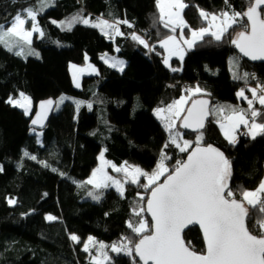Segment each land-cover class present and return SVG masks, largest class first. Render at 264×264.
<instances>
[{
  "label": "trees",
  "instance_id": "1",
  "mask_svg": "<svg viewBox=\"0 0 264 264\" xmlns=\"http://www.w3.org/2000/svg\"><path fill=\"white\" fill-rule=\"evenodd\" d=\"M42 2L0 0V24L9 23L17 13L32 8L38 11V24L44 33L42 37L34 34L31 45L24 46V49H36L38 56H17L14 53L18 48L10 52L0 45V166L3 167L0 172V264H91L96 251L93 246L89 252L83 250L87 237L92 236L105 245L122 237L138 239L127 222L138 219L132 209L145 204L149 193L139 185L127 183L123 196L108 187L100 189L99 201L89 198L93 186L80 185L95 166L99 150L106 149L105 157L114 163L127 161L152 171L163 149L170 157L165 164L171 169L187 153H180L175 146L164 149L167 132L152 110L172 104L188 94L186 89L197 85L203 94L192 99L204 97L210 106L214 103L233 106L239 103L237 90L244 89L246 96H251L248 89L254 83L252 74L264 82V63L248 60L235 50L230 40L240 30L236 27L221 41L205 35L203 40L186 49L182 61L171 57L166 66L159 41L178 35L180 29L172 33L163 27L158 20L156 0H50L52 6L39 11ZM184 3L188 7L183 9V16L190 29L207 25L199 15L201 9L210 14L229 10L224 0H184ZM229 3L234 10L243 11L248 0H229ZM77 14L110 22L126 20L132 27L121 24L124 35L110 37L99 28L82 23L74 24L71 30L52 23ZM190 29L185 28L184 34ZM132 33L155 45V51L133 41ZM103 52L123 57L124 71L105 64L100 59ZM85 55L98 73L82 76L81 86L76 88L68 65L83 63ZM231 59L238 63L236 73L249 74L247 82L233 78ZM172 68L180 71L173 72ZM18 92L31 98L29 115L6 103L9 96ZM62 94L71 98L58 109L54 107L46 127L38 130L41 131L38 142L28 124L35 104L49 97L57 100ZM73 101L85 103L77 109ZM254 106L264 111L258 103L254 102ZM201 131L203 143L218 147L231 161L229 183L237 198L242 190H251L260 183L264 174V135L252 139L239 134L237 143L229 144L215 116L208 117ZM195 133L183 131L190 139ZM24 151L36 156V160L25 157ZM140 180L144 184V178ZM138 193L144 195L145 201H140ZM9 198H14L16 203L10 205ZM46 214L57 219L49 221ZM142 215L149 220L145 213ZM257 215L254 214L250 223H254ZM72 234L80 238L79 243L70 239ZM183 237L196 251H204L197 227L188 228ZM105 250L110 257L105 264H132V257L113 253L110 247Z\"/></svg>",
  "mask_w": 264,
  "mask_h": 264
},
{
  "label": "snow or ice",
  "instance_id": "2",
  "mask_svg": "<svg viewBox=\"0 0 264 264\" xmlns=\"http://www.w3.org/2000/svg\"><path fill=\"white\" fill-rule=\"evenodd\" d=\"M229 10L217 14H210L204 10L199 11V15L209 21L207 27L190 29L184 21L182 12L188 5L184 0H156L158 9V20L164 28L175 33L180 29V38L169 35L159 41V46L168 55L164 58V64L169 65L172 56H177L183 60V44L192 47L197 41L203 40L205 35H211L216 41L223 40L226 35H230L229 30H240L235 33L230 42L240 53L252 60H264V0H248L245 10L237 11L232 8L229 0H224ZM45 6H51L50 0H43L39 11H43ZM38 11L32 8L24 10V14L17 13L11 23L5 27L0 24V45L8 51H15L17 56L39 55L29 48L27 54L24 51L25 45H31L32 36L38 33L44 35L37 20ZM30 23V27H26ZM60 27L71 30L76 23L99 28L105 35H124L119 29L120 24H127L128 21L117 20L109 22L103 18L91 20L82 14H77L68 20L52 21ZM190 29V39L184 36V29ZM215 30H212V29ZM110 30V31H109ZM149 51H155V45H150L141 35L132 33L130 37ZM119 51V48L116 49ZM87 60V57H85ZM110 67L124 71L125 61L111 58L105 55L102 57ZM233 68H238V63L232 61ZM73 79L76 87H80L77 73H83L85 68L71 66ZM95 72V68L88 65ZM173 72L180 71L172 68ZM248 73L240 76L234 71V79H244L247 82ZM253 78L254 74H253ZM188 94L182 95L178 100L165 108L154 109V114L163 123L165 131L168 133V142L164 149L175 146L180 153H187L186 159L177 160L176 164L169 169L165 161L170 157L161 150V158L156 168L147 172L138 166H132L125 161L120 166L108 161L101 151L98 159L100 166L93 170L91 177L82 182L92 185L94 189L100 190L110 186H115L121 196L124 193V184L131 183L143 187L149 192L146 204H139L132 209V214L136 220H129L127 227L135 235L133 237H122L120 241L111 245L98 243V255L92 256L91 264H105L110 260L106 248L113 253H123L132 257V264H264V179L260 181L254 190H242L239 198L236 192L230 187L232 176V163L225 156L224 152L211 144L203 143V132L205 123L209 116L216 117V123L222 131L229 144L237 143L236 130L243 126L248 129L252 139L258 135H264V111L254 106L258 102L264 108V85H257L248 89L251 98L245 95V90L241 89L236 93L238 98L247 101L248 108L239 109L231 105H218L209 107L206 99H192L193 96L203 94V90L197 85L194 88L185 90ZM67 97H60L58 100L48 99L39 104L40 111L37 112L32 125H41L49 111L55 107L58 109ZM189 101H191L190 106ZM13 107L22 108L25 115L31 112V98L23 92L18 98L9 96L6 101ZM77 109L84 104L83 101H73ZM87 106L91 109V103ZM261 118V122H258ZM177 121H180L179 128L191 129L198 134L195 141L184 138V134L177 128ZM35 132V129H33ZM23 155L32 160L36 156L24 151ZM45 167L49 165L41 162ZM111 168L114 172L123 173V182L110 175L107 171ZM56 171V169H52ZM3 167L0 166V172ZM61 175H64L61 173ZM143 177L147 183L141 184ZM160 177H165L160 182ZM88 195L96 201L101 199L102 193L90 191ZM141 202L145 201L144 195L138 193ZM14 205L16 200L9 198L7 201ZM147 212L151 221L142 214ZM254 214H258L254 223ZM49 221H54L57 217L48 215ZM190 225H198L202 230L205 249L202 252L196 251L191 242H185L183 233ZM70 239L79 243L80 238L72 234ZM90 246L96 247L97 241L89 236L83 245V250L89 252ZM91 255V253H90ZM102 257V259H101Z\"/></svg>",
  "mask_w": 264,
  "mask_h": 264
},
{
  "label": "rangeland",
  "instance_id": "3",
  "mask_svg": "<svg viewBox=\"0 0 264 264\" xmlns=\"http://www.w3.org/2000/svg\"><path fill=\"white\" fill-rule=\"evenodd\" d=\"M50 4H51V6H52V2H50ZM45 7L48 8L49 6H45ZM21 14H24V12L21 13ZM217 15H219V14H217ZM182 16H183V12H182ZM86 18H88V17H86ZM183 19H184V16H183ZM91 20H96V19H91ZM184 20H185V19H184ZM52 21H57V20H52ZM57 22H59V21H57ZM109 22H110V21H109ZM111 22H115V21H111ZM10 23H11V21H10L9 23H4V24H2V25H5V27H7ZM208 23H209V21H207V25H205V26H203V27H207V26H208ZM55 24H56V23H55ZM56 25H58V24H56ZM122 25L127 26V24H122ZM122 25H121V24L119 25V29H120V27L122 28ZM26 27H30V23H29L28 25H26ZM198 29H199V28H198ZM212 30H215V29L213 28ZM109 31H110V30H109ZM120 31H121V29H120ZM34 34H38V33H34ZM34 34H33V35H34ZM175 36L177 37V39H179V38H180V32H179L178 35H175ZM184 36H185V34H184ZM32 37H33V36H32ZM185 37H186V36H185ZM186 38H188V37H186ZM189 39H190V38H189ZM181 47L183 48V56H184L186 49L189 48V47H188V45L183 44L182 41H181ZM29 48H31L32 50H35V52H36V49H34L33 47H29ZM29 48L24 49V51H25L26 54H27V52L29 51ZM18 50H19V49H17V51H18ZM166 53H167V51H166ZM105 55H107V57L109 58L110 61H111V58H113V57L125 61V59H124L123 57H121V56H119V55H117V54H115V53L103 52V53L100 55V59H101L104 63H105V60L102 59V57H104ZM166 55H168V53H167ZM232 56H233L234 58L237 57V55H236L235 53H232ZM23 57H24V56H23ZM85 57H87V60L85 59ZM85 57H84V61H83V63H81V64L69 63V65H68L69 72H70V76H71V80H72V83H73V86H74V87H76V86H75L74 79H73V71H74V69L71 68L72 65H76L78 68H85V71H84L83 73H77V77H78V79H79L80 86H81V78H82V76H84V75H94V74H97V73H98L96 66H95V65L89 60V57H88L87 55H85ZM173 57L178 58L177 56H173ZM232 61H233V60L231 59L230 72H231L232 75H233L234 71H235V72L237 71V68H235V69L233 68ZM125 63H126V62H125ZM105 64H107V65L109 66V63H105ZM88 65H91L93 68H95L96 71L93 72L91 68H88ZM112 68H113V67H112ZM114 69L117 70V71H119L117 68H114ZM260 82H261V81L256 82V83L260 84ZM262 83H264V82H262ZM260 85H261V84H260ZM76 88H79V87H76ZM240 90H241V89L237 90V92L240 91ZM19 93H20V92H18V94L15 95V96H13V97H14V98H18V97H19ZM24 94H25V93H24ZM25 95H27V94H25ZM245 95H247V94L245 93ZM27 96H28V95H27ZM62 96H63V97H67V98H71V96H69V95L62 94V95H60V96L57 98V100H58L60 97H62ZM28 97H29V96H28ZM248 97L251 98V96H248ZM211 107H216V104H215V103L212 104ZM18 108H19V107H18ZM31 108H32V105H31ZM157 108H165V107H157ZM246 108H248V105H246ZM20 109L23 110L22 108H20ZM154 109H156V108H154ZM154 109L152 110L153 114H154ZM154 116L157 118V116H156L155 114H154ZM157 119H158V118H157ZM158 120L162 123V121H161L160 119H158ZM176 123H177V128L179 129V131H180L181 133H183L182 129L179 128L180 121H177ZM162 124H163V123H162ZM242 131H244V130H241L240 132H242ZM30 132L35 134L36 139H37V141L39 142V141H40V137H41V131L35 130V132H34V131H33V128H32V129H30ZM197 134H198V133L196 132V133H195V136H194L193 139L186 138L185 136H184V138H185V139H188V140H191V141H195ZM239 134H240V133H239ZM168 139H169V137H168V133H167V141H168ZM101 151H104V149L101 148V149L99 150V152H98V154H97V158H96V164H95V166L91 169L89 175L86 177L85 180H88V179L91 177V174H92L93 170H95L96 168H98V167L100 166V160L98 159V157H99V154H100ZM104 157H105V154H104ZM160 158H161V155L158 157L157 164H158V162L160 161ZM105 159L108 160V161H110V162H112V163H114L113 161L107 159L106 157H105ZM123 163H124V162H122V163H120V164H117V163H114V164H116L117 166H120V165L123 164ZM128 164H129V165H132V166H138V167H140L141 169H143V170H145V171H147V172H151V171H148V170L142 168L141 166H139V165H137V164H134V163H128ZM157 164H156V165H157ZM155 168H156V166H155ZM155 168H154V169H155ZM107 171H108V173H109L110 175H112V176L115 177L116 179H120V180L123 182V173H117V172H114L110 167L107 169ZM141 178H143V177H141ZM141 178H140V179H141ZM160 178H161V177H160ZM145 182L147 183V181H146L145 178H144V183H145ZM124 185H125V184H124ZM110 187L114 188V189L117 191V189H116L115 186H110ZM93 190H94V192H96V191L101 192L100 190H96V189H94V188H93ZM117 192H118V191H117ZM119 193H120V192H119ZM88 196H89V195H88ZM89 198H91V197L89 196ZM48 215H50V214H46V217H47ZM87 238H88V237H87ZM87 238H86L85 242L87 241ZM85 242H84V243H85ZM99 242H100V241H97V246H96V247H93L94 250L96 251V253L93 254V255H98L97 248H98V243H99ZM83 245H84V244H83ZM104 251L106 252V250H104ZM93 255H92V256H93ZM101 259H102V257H101ZM91 260H92V257H91Z\"/></svg>",
  "mask_w": 264,
  "mask_h": 264
},
{
  "label": "water",
  "instance_id": "4",
  "mask_svg": "<svg viewBox=\"0 0 264 264\" xmlns=\"http://www.w3.org/2000/svg\"><path fill=\"white\" fill-rule=\"evenodd\" d=\"M235 50H236L241 56H243L244 58H246V59H248V60H251V61H257V62H260V63H264V60H252V59H250L249 57L244 56L242 53H240L239 49H237L236 47H235ZM48 99H52V100H54L53 98L49 97V98H45V99H42V100H39V101L36 102V104H35V108H34V111H33L32 115H31L30 118H29V123H28V124H29V127H30V128H33V129H36V130H43V129L46 127V125H47V123H48V120H49V118H50V116H51V114H52L54 108H53V110H51V111H49V112L47 113V115H46V119H44L43 122H42V126H41V125H32L31 121H32L33 119H35L37 112L40 111V109H39V104H40V102H41V101L48 100ZM196 99H206V98H204V97H198V98H196ZM206 100H207V99H206ZM54 101H55V100H54ZM208 101H209V100H208ZM190 103H191V102H190ZM190 103H189L188 106H190ZM209 107H210V101H209ZM205 124H206V123H205ZM181 129H182L183 131H185V132L193 131V130H191V129H183V128H181ZM205 145H207V144H205ZM211 145H212V144H211ZM213 146H214V145H213ZM214 147H216V146H214ZM216 148H218V147H216ZM218 149H219V148H218ZM219 150H220V149H219ZM220 151H221V150H220ZM186 156H187V154L185 155V157H184L183 159H186ZM164 179H165V177H164L160 182H163ZM148 195H149V193H148ZM148 195H147V197H148ZM146 200H147V199H146ZM145 204H146V201H145ZM145 214H146V216L149 218V220L151 221V217H150V215H149L147 212H145ZM190 227H197L198 230H199V232H200V235H201V237H202V240H203L202 230L199 228V226H198V225H190L188 228H190ZM188 228H187V229H188ZM187 229H185V231H186ZM185 231H184V232H185ZM203 243H204V240H203ZM204 249H205V244H204ZM136 259H137V261L139 262V258L137 257Z\"/></svg>",
  "mask_w": 264,
  "mask_h": 264
},
{
  "label": "crops",
  "instance_id": "5",
  "mask_svg": "<svg viewBox=\"0 0 264 264\" xmlns=\"http://www.w3.org/2000/svg\"><path fill=\"white\" fill-rule=\"evenodd\" d=\"M185 21V20H184ZM185 36L186 37H188V38H191L190 37V32L189 33H187V34H185ZM110 37H113V35H110ZM164 53H165V56H167L166 54V51H165V49H164ZM173 57V56H172ZM181 97V96H180ZM179 97V98H180ZM178 98V99H179ZM238 98V97H237ZM178 99H176V100H178ZM238 100H239V103H236V104H234L233 105V107H236V108H239V109H245L246 108V105H248L247 104V101L246 100H244V99H242V98H238ZM255 103H258V102H255ZM259 104V103H258ZM221 105H227V104H221ZM216 106H218V105H216ZM211 107V106H210ZM219 127V126H218ZM220 129V128H219ZM241 130H244V132L245 133H248V129H246V128H244L243 126H241L240 128H238L237 130H236V136H237V139H238V137H239V133H240V131ZM221 131V130H220ZM221 133H222V131H221ZM222 135H223V133H222ZM246 136H251V134H245ZM224 136V135H223ZM225 138V137H224ZM262 179H264V174H263V177H262ZM261 179V180H262ZM258 186V185H257ZM256 186V187H257ZM255 187V188H256ZM255 188H253V189H251V190H254Z\"/></svg>",
  "mask_w": 264,
  "mask_h": 264
},
{
  "label": "built area",
  "instance_id": "6",
  "mask_svg": "<svg viewBox=\"0 0 264 264\" xmlns=\"http://www.w3.org/2000/svg\"><path fill=\"white\" fill-rule=\"evenodd\" d=\"M251 76L253 77V74ZM253 79H254V83L250 85L251 88L257 87V85H260V84L261 85H264V83H262V82H260V84L256 83V82H259L258 79H256V77L253 78ZM244 133H245L244 131L240 132L241 135H244Z\"/></svg>",
  "mask_w": 264,
  "mask_h": 264
}]
</instances>
